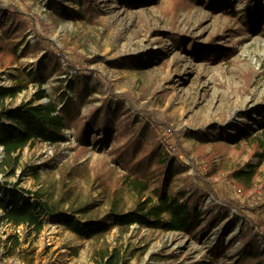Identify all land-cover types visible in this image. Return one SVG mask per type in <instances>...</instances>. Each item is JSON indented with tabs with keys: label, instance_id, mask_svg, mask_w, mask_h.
<instances>
[{
	"label": "rangeland",
	"instance_id": "374dc122",
	"mask_svg": "<svg viewBox=\"0 0 264 264\" xmlns=\"http://www.w3.org/2000/svg\"><path fill=\"white\" fill-rule=\"evenodd\" d=\"M261 4V17L247 28L242 0L231 6L222 0H0L4 8L19 7L9 23L26 27L22 49L34 44L35 34L40 47L37 54L20 58L0 75V85H11L19 69L37 68L48 57V49L65 55L66 60L59 57L58 62L67 73L51 74L41 88L40 101L34 100L37 86L29 85L5 106L58 102L77 72L94 81L100 75L101 80L93 82L98 101L80 106L79 113L104 107L109 125L86 132L81 142L71 128L65 131V142L26 147L16 154L13 172L0 171V185L17 183L16 189L29 192L23 195L24 202L34 203L36 192L42 201H60L59 213L41 217L43 229L38 235L0 225L3 239L2 233H17L22 241L18 255L3 258L0 264H99L96 253L104 249L119 250L127 264H210L209 256L219 263H233L243 247L239 240L232 242L246 222L240 214L249 212L242 204L235 206L237 210L225 208L223 200L214 201L203 181L209 180L206 163L215 151L214 162L221 170L211 179L213 188L220 198L233 194L243 203L245 196L230 187L226 171L250 160L258 164L251 159L253 148L216 140L224 135L230 142L244 133L264 139L258 126L264 106V0ZM211 50L217 54L213 59ZM61 83L64 88L57 93ZM147 136L154 137L182 168L171 178L167 194L182 193L185 203L199 190L202 212L224 211L228 218L197 237L136 225L123 233L114 229L100 240H80L66 231L69 207L90 206L91 215L103 219L113 190L125 209L133 208L137 198L120 183L125 170L116 164L114 149ZM169 147L174 152H168ZM2 157L0 151V163ZM257 171L259 192L264 160ZM157 185L155 176L149 179L145 199ZM230 218L235 226L231 232ZM258 242L264 253V239L259 237Z\"/></svg>",
	"mask_w": 264,
	"mask_h": 264
},
{
	"label": "trees",
	"instance_id": "16d2710c",
	"mask_svg": "<svg viewBox=\"0 0 264 264\" xmlns=\"http://www.w3.org/2000/svg\"><path fill=\"white\" fill-rule=\"evenodd\" d=\"M222 1L231 6L236 0ZM242 1L245 8L243 23L247 28H251L257 17H261L263 6L261 0ZM18 8L14 9L17 14ZM14 10L0 5V12L7 14L4 18L0 14V75L4 74L20 58L37 54L40 48L39 41H37L39 34H35L34 44L22 49L26 27L21 22H17L16 27L10 25L9 21L16 15ZM48 51V57L43 59L37 68L29 72L26 69H19L16 75L12 76L11 85L7 87L0 85V148L3 156L0 171L2 172L14 171L18 160L16 154L22 149L34 147L41 142L48 145L63 143L67 140L65 131L71 128L76 130L77 141L81 142L82 138L86 137V132H96L109 127L104 107H92L85 115L79 113L80 106L98 101L94 97L97 92L93 82L101 80L100 75H96L98 78L94 81L88 79L83 73L77 72L72 76L67 90L60 92L64 88L63 83L55 89L57 93L60 92L58 102L51 101L46 104L24 102L15 107L5 106L6 100L16 98L29 85L37 86L38 91L34 100L40 101L44 97V91L41 88L51 74L54 71H58L60 75L67 74L61 69L58 62L59 57H63L65 61V55L59 52L55 53L50 49ZM216 55V52L212 51L211 58H215ZM61 104L62 106L59 107ZM260 114L262 117L259 119L258 126L261 133H264V106L260 108ZM164 131L172 133L170 128H166ZM222 138L216 141L219 143L228 142L235 147L244 143L248 148H253L251 159H255L258 164L264 160L262 152L264 139L261 135L252 137V135L244 133L230 142L224 135ZM134 146L137 148H133ZM114 151H116L114 159L116 164L125 170L120 183L124 184L137 200L133 208L127 210L123 203L117 199V191H111L109 208L103 219L97 215H91L93 208L90 206L69 207L66 212L64 229L74 234L78 239L100 240L114 229L123 233L134 225L149 230L182 232L197 237L204 231H211L220 226L228 218L224 211L202 212L198 208L199 202H203L199 190L193 191L185 203H181V199L184 198L182 193L177 196L167 194L166 190L171 178L175 174L181 173L182 168L165 153L154 137L147 136L142 141L135 139L134 145L130 142L121 144L118 150L115 148ZM214 154H216L215 151L210 153L211 158L206 163V178L209 176V180L203 181L205 192L214 201L223 200L225 208L237 209L235 206L242 204L243 209L249 212L248 215H245L240 214L238 209L236 210L246 222L241 227L239 235L233 237L232 242L239 240L243 247L238 250L236 259L231 264H264V253H262L258 242L259 237L264 239V183L260 185L258 192V186L255 185L258 164L250 160L243 165L244 167H235L229 172L226 171L228 174L227 183L230 187L234 185L232 188L240 190L245 196L243 203H238L237 198L231 192L232 190L230 192L233 197L228 196L229 198L222 199L213 188L211 179L221 170L214 162ZM225 170L224 168L223 171ZM153 176L156 177L159 185L151 191L152 196L145 199L144 194L149 189V179ZM117 185L115 183V187ZM17 186V183L12 187H8V184L0 185V195L3 196V199H0V210L3 213L0 225L22 227L38 235L43 229L41 217L59 213L60 201L57 200L53 203L42 201V195L36 192L33 194L34 203H26L23 201V195L29 192L16 189ZM7 204H10L11 207L9 208ZM231 221L232 218L228 223L230 232L235 227L231 225ZM2 235L4 239L0 235V260L16 257L22 244L19 236L17 233H2ZM96 256L100 259L99 264H127L117 249L112 251L104 249L101 252L98 251ZM209 257L211 258L210 264H227L226 261L219 263L212 256Z\"/></svg>",
	"mask_w": 264,
	"mask_h": 264
},
{
	"label": "built area",
	"instance_id": "2783aa9c",
	"mask_svg": "<svg viewBox=\"0 0 264 264\" xmlns=\"http://www.w3.org/2000/svg\"><path fill=\"white\" fill-rule=\"evenodd\" d=\"M167 150H168V152H170V151L174 152V148L173 147H169Z\"/></svg>",
	"mask_w": 264,
	"mask_h": 264
},
{
	"label": "water",
	"instance_id": "95a60500",
	"mask_svg": "<svg viewBox=\"0 0 264 264\" xmlns=\"http://www.w3.org/2000/svg\"><path fill=\"white\" fill-rule=\"evenodd\" d=\"M0 150H2V149L0 148Z\"/></svg>",
	"mask_w": 264,
	"mask_h": 264
}]
</instances>
